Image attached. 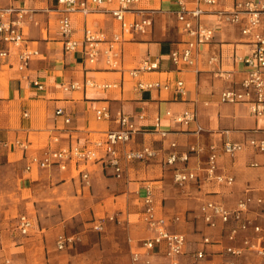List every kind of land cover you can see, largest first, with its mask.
I'll use <instances>...</instances> for the list:
<instances>
[{
	"label": "crops",
	"instance_id": "obj_1",
	"mask_svg": "<svg viewBox=\"0 0 264 264\" xmlns=\"http://www.w3.org/2000/svg\"><path fill=\"white\" fill-rule=\"evenodd\" d=\"M57 1L0 0V10L30 11L21 29L24 42L19 48H11L8 61L0 65V219L4 223L13 215H21L18 209L28 207L46 219L45 209L53 203L61 205V215L65 216L64 209H68L71 194L72 199L85 204L82 215L85 219L90 217L92 223L89 224L101 223L102 231L85 230L72 236L82 248L74 255L71 253L66 264H132L131 255L141 251L142 241L150 235L144 223L142 204L144 190L150 187L157 214L166 220L170 231L185 236L187 251L201 247L203 236L217 242L219 229L205 226L199 208L208 202L232 208L247 188L257 191L254 195H264V155L248 146L234 157L222 151L224 143L243 144L252 138H262L264 117H254L246 104L219 102L223 91L236 89L245 77V68L237 58L248 55L253 48L251 37L241 34V26L226 23L221 13L244 3L264 6V0H218L213 7L203 6L205 13L201 22L214 30V39L200 46L196 64L181 72L172 71L169 61V53L182 49L187 41L174 13L176 0H140L133 12L125 14L129 22L150 16L152 27L145 33L125 36L127 41L120 46V70L108 69L102 59L89 66L84 64L82 53L64 52L58 32L61 13ZM187 3L189 8L194 7L193 0ZM113 7L102 6L103 9ZM10 18L14 20L15 16ZM70 18L73 37L78 41L85 29L108 38L120 32L119 23L104 10L86 16L72 14ZM255 33L264 36V16ZM23 49L36 51L38 55L21 72L17 69V55ZM145 61H158L159 69L131 77L128 71L137 69ZM165 80L171 83L182 80L186 93L180 96L172 90L136 88L139 81ZM33 81H38L44 89L39 91L32 86ZM73 82L89 85L65 92L63 86ZM101 107L108 109V120L96 119L95 111ZM58 109L70 118L69 124L64 123V117L56 116ZM184 111H195L196 121L187 126L176 123L174 118ZM117 113L129 117L135 129L130 142L119 145L118 150L125 153L148 147L156 151V157L146 163H123V175L119 179L101 162L69 163L64 170L57 166L46 170L34 166L31 171H25L31 155L93 143L103 139L106 132L118 130L114 120ZM167 113L171 116H166ZM16 141L24 143L26 150L14 146ZM2 143L8 146L3 147ZM191 147L201 152L191 154L185 163L177 161L173 166L165 165L168 155L188 153ZM209 147H213L217 155L214 175L232 178L231 185L208 177ZM253 164L259 166L253 167ZM179 171L193 173L196 179L176 185L173 177ZM80 172L88 174L87 186ZM7 180L12 186L11 194L3 190ZM176 217L180 222L175 224ZM109 218L114 220L109 221ZM1 231L0 240L9 241L4 228ZM61 234L64 233H55L54 244ZM12 235L16 239L25 238L17 231L10 237ZM52 239L50 243L44 241V246L48 247ZM23 241L16 240L17 243ZM227 244L223 240L204 246L212 254L207 264H223L218 253ZM5 247L9 244L3 243L0 247V264L10 263L5 257ZM22 247L19 244L15 249ZM50 250L47 248L46 252ZM156 259L171 262L163 255L153 261ZM238 264L264 263L255 255L244 253Z\"/></svg>",
	"mask_w": 264,
	"mask_h": 264
},
{
	"label": "built area",
	"instance_id": "obj_2",
	"mask_svg": "<svg viewBox=\"0 0 264 264\" xmlns=\"http://www.w3.org/2000/svg\"><path fill=\"white\" fill-rule=\"evenodd\" d=\"M139 2L140 0H58V10L61 13L58 32L62 37L64 52L82 53L84 64L89 66L98 63L102 59L108 69L120 70V46L127 41L125 36L145 33L152 27L150 16L143 17L140 21L129 22L126 20L125 14L133 12V7ZM217 2L218 0H193L194 7L189 8L187 0H176L177 10L174 13L181 30L187 36V41H185L182 49L172 50L169 53L172 71L181 72L193 67L196 64L198 48L212 43L214 30L206 27L201 22V17L205 13L202 7H213ZM104 5H114L115 7L103 9L102 6ZM99 10L106 11L119 23L120 32L108 38L102 33L85 29L82 39L76 40L73 37L74 30L70 16L72 14L86 16ZM29 12V10L13 8L0 10V65L8 61L11 48H19L24 42L21 29L24 18L29 16ZM12 15L15 16L14 20L10 18ZM221 15L226 23L241 26V34L251 37L253 48L248 55L237 58V62L245 68V77L236 89L223 91L219 96V102L222 104H246L254 117H264V36L255 33L260 25L261 17L264 16V6L258 7L252 3L239 4L231 11L222 12ZM37 55L36 51L21 50L17 55V69L21 72L25 71L30 60ZM158 69V61H145L137 69L130 70L128 73L131 77H136L141 73ZM88 85V82L83 84L73 82L64 85L63 90L67 92ZM32 86L39 91L44 89V86L38 81H33ZM136 88L141 91L172 90L180 96L186 93L182 80H176L173 83L169 80L150 83L139 81ZM55 114L64 117L65 124L70 123V118L64 114L62 109H58ZM166 116L170 117L171 115L167 113ZM95 117L98 121L108 120L110 113L106 107H101L95 111ZM114 120L118 125V130L106 132L103 139L96 140L93 143L48 150L41 155H31L25 171H31L34 166L42 170L57 166L64 170L69 163L84 165L90 162H101L103 165L110 167L113 170V175L119 179L123 175V163L134 161L146 163L156 157V151L148 147L139 151L121 153L118 146L129 143L135 129L130 118L121 113H117ZM174 121L187 126L196 121V113L195 111H184L176 116ZM56 141L54 140V142ZM13 144L22 150H26L24 143L16 141ZM2 146L7 147L8 143H2ZM245 146L250 147L256 153L264 155V136L260 139L246 140L243 144L224 143L222 151L227 156L234 157ZM171 147H175V145ZM200 152L201 149L191 147L188 153L182 155L171 153L168 155L165 165L173 166L177 161L185 163L191 154ZM216 161L215 150L213 147H209L206 168L208 177L215 179L218 183L225 182L231 185L233 183L232 178L214 175ZM258 166L253 164V167ZM80 174L81 179L87 186L89 182L88 174L82 172ZM195 179V174L180 171L175 173L173 177L176 185H183ZM144 192L142 199L143 216L150 235L142 241L141 251L131 255L132 264H137L140 261H143L142 264H154L153 258L158 255H163L171 262H175L176 259L186 254L190 255L194 264H198L212 255L205 250L204 246L219 244L223 240L228 243L218 253L222 256L223 264H238V259L244 253L253 254L264 263V195H254L257 191L247 188L232 208L228 209L222 204L213 202L203 204L199 208L200 218L207 228L219 229L218 240L220 242L218 240L215 242L216 240H213L210 236H203L199 244L201 247L187 253L185 236L170 231L166 220L157 214L152 189L146 187ZM108 220L113 221L114 219L109 218ZM178 222H180L179 218L173 219V223ZM15 228L19 235L27 237L32 233L34 224L29 216L21 214L16 218ZM93 230L102 231V224H94ZM74 244V237L64 234L58 235L55 241V247L58 251L71 248ZM143 257L144 260H142Z\"/></svg>",
	"mask_w": 264,
	"mask_h": 264
},
{
	"label": "rangeland",
	"instance_id": "obj_3",
	"mask_svg": "<svg viewBox=\"0 0 264 264\" xmlns=\"http://www.w3.org/2000/svg\"><path fill=\"white\" fill-rule=\"evenodd\" d=\"M4 193L5 194H11L12 186L10 184V180H7L4 185ZM71 194H69L68 199V209H64V214L61 215L60 204H51L47 207L46 213V219H43V215L40 214L38 216L37 210L31 209V207L28 209H18V213L21 212V214H27L31 218H33L35 222L34 230L32 233L25 238H18L21 240H24L23 242L17 243L16 239L17 237L15 235H12L10 237V234L16 233V216L13 215L8 220H5L3 223L0 219V232L2 228H4V231L8 235L9 241L0 240V247L3 245V243L6 245L9 244V247H5L6 255L5 257L10 260L9 264H66V261L70 257L71 253L74 255L77 251H79L82 248V244L77 242V238L75 239V244L69 248V250L65 251H58L55 249L54 244V237L58 233H64L67 236H77L78 233L81 231H94L93 226L89 223H92V220L89 216L85 219L82 213L85 210V204L81 202H77L76 200L72 199ZM44 209V207H43ZM42 210V209H41ZM37 220L35 219V217ZM40 230V231H39ZM97 232V231H95ZM51 238H53V242L48 245V247H45V242L48 241L51 242ZM12 239V241H10ZM45 239V240H44ZM2 241H4L2 243ZM23 246L20 249H15L16 246ZM47 248L51 249L49 252H46ZM58 252H56L55 250ZM187 253H190V250L187 251ZM210 258H208L206 261H201L198 264H207V261H209ZM252 260V259H251ZM253 261L257 262V259L254 258ZM154 264H194L190 258L189 254H186L184 256L179 257L176 259L175 262H168L164 259H156Z\"/></svg>",
	"mask_w": 264,
	"mask_h": 264
}]
</instances>
